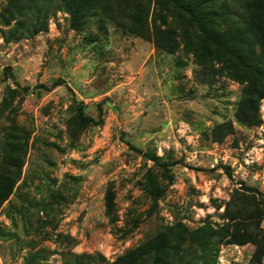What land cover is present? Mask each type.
<instances>
[{"label": "rangeland", "instance_id": "obj_1", "mask_svg": "<svg viewBox=\"0 0 264 264\" xmlns=\"http://www.w3.org/2000/svg\"><path fill=\"white\" fill-rule=\"evenodd\" d=\"M6 2L0 154L19 128L25 152L0 205V264H111L157 233L173 240L175 229L216 228L240 206L251 216L246 197L259 198L253 189L264 195V99L259 123L236 120L243 83L231 77L225 56L204 63L179 38L168 52L130 33L125 16L141 6L149 22L153 0H102L78 28L66 10L51 9L46 28L16 36L14 21L1 18ZM56 80L62 83L53 86ZM79 108L93 121L81 119ZM147 175L160 187L156 200ZM238 193L243 199L234 205ZM25 194L37 200L40 223L8 218ZM259 226L264 239V213ZM255 251L250 241H223L207 264H264Z\"/></svg>", "mask_w": 264, "mask_h": 264}, {"label": "trees", "instance_id": "obj_2", "mask_svg": "<svg viewBox=\"0 0 264 264\" xmlns=\"http://www.w3.org/2000/svg\"><path fill=\"white\" fill-rule=\"evenodd\" d=\"M101 1L7 0L1 18L5 25L14 21L11 36L23 32L32 34L46 28L49 10L63 8L69 13L70 24L78 28L85 23L91 10L100 8L97 5ZM153 3L149 22L148 12L141 6L137 7L134 14L125 16V20L129 21L127 30L140 37H150L157 48L168 52H173L178 46L179 38L184 47H189L194 56L202 58L204 63L217 61L225 56L223 61L231 71V77L243 83L236 120L240 123H259L258 103L260 99H264V0H153ZM61 83L62 81L56 80L52 85ZM79 115L85 122L93 121L83 113L82 108H79ZM220 128L222 131H230L232 127L224 124ZM16 132V143H11L0 154V205L8 198L13 184L20 177L25 138L22 136V129L19 128ZM8 137L11 138L9 135ZM147 156L164 171L168 169V163L154 154ZM146 187L153 200L161 194L157 181L148 175ZM253 190L259 198L254 199L252 194L246 197L251 204V216H244L246 208L240 206L236 212L228 215L227 223L216 228L201 226L193 231L175 229L173 240L169 239L166 232L157 233L145 244L126 252L111 264H197L198 261L207 264L215 256L217 245L223 241H250L256 245L254 256L264 255L263 230L259 226V219L264 213V195L257 189ZM238 195L239 193L231 198L234 205L243 199ZM106 198V212L109 214L112 201L109 195ZM21 200L19 205L10 207L14 214L9 211L8 218L13 223L23 221L24 225H30L31 219L40 223L42 217L33 211L38 206L35 197L25 194ZM40 210H44V216L49 219L53 217L49 216V208L43 206ZM243 218L254 221L242 223ZM249 227L254 231L249 230ZM185 242L187 245L183 247Z\"/></svg>", "mask_w": 264, "mask_h": 264}]
</instances>
